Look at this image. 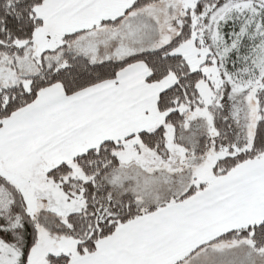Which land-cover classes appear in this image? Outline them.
Listing matches in <instances>:
<instances>
[{
	"label": "snow or ice",
	"instance_id": "snow-or-ice-1",
	"mask_svg": "<svg viewBox=\"0 0 264 264\" xmlns=\"http://www.w3.org/2000/svg\"><path fill=\"white\" fill-rule=\"evenodd\" d=\"M0 264H264V0H0Z\"/></svg>",
	"mask_w": 264,
	"mask_h": 264
}]
</instances>
